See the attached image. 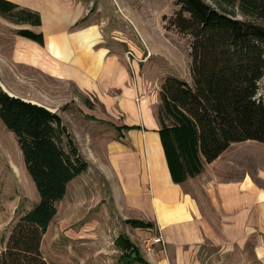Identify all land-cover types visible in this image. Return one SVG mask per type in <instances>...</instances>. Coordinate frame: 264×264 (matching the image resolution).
I'll use <instances>...</instances> for the list:
<instances>
[{
	"label": "crops",
	"instance_id": "1",
	"mask_svg": "<svg viewBox=\"0 0 264 264\" xmlns=\"http://www.w3.org/2000/svg\"><path fill=\"white\" fill-rule=\"evenodd\" d=\"M10 1L41 15V25L26 23L24 28L43 32L44 45L20 35L19 52L28 43L34 50L22 52L25 62L71 83L81 115L114 128L115 137L102 138L101 145L126 222L134 232H155L151 239L161 237L163 243L154 245L150 262L129 234L119 236L137 244L149 264H264V159L242 173L234 172L235 163L231 173L215 172L212 166L222 160L224 151L205 163L198 175L175 182L155 112L161 89L149 94L144 84L130 83L132 74L121 49H113L104 39L93 45L99 37L97 26L70 32L79 23L80 12H73L69 0ZM136 70L140 78V64ZM94 104L100 109L93 110ZM112 116L115 121L109 122ZM72 136L80 149L75 133ZM133 219L153 225L136 226L128 222ZM117 248L122 263L123 250Z\"/></svg>",
	"mask_w": 264,
	"mask_h": 264
},
{
	"label": "trees",
	"instance_id": "2",
	"mask_svg": "<svg viewBox=\"0 0 264 264\" xmlns=\"http://www.w3.org/2000/svg\"><path fill=\"white\" fill-rule=\"evenodd\" d=\"M214 2L177 0L179 8L169 20L191 37L192 83L168 76L160 91V134L177 183L201 173L205 163L215 161L232 143H264V0ZM0 15L24 24L42 22L39 12L10 0H0ZM17 33L45 43L43 32L22 28ZM0 119L15 134L40 196L4 238L0 264H49L42 243L57 203L89 163L57 112L1 86ZM115 243L123 250L122 263L149 264L126 235Z\"/></svg>",
	"mask_w": 264,
	"mask_h": 264
},
{
	"label": "rangeland",
	"instance_id": "3",
	"mask_svg": "<svg viewBox=\"0 0 264 264\" xmlns=\"http://www.w3.org/2000/svg\"><path fill=\"white\" fill-rule=\"evenodd\" d=\"M68 3L73 12H80L79 23L70 32L97 26L99 37L93 45L104 39L113 49H121L132 74L130 83L144 84L149 94L160 91L168 76L192 83L191 37L180 33L169 22L179 8L177 0H69ZM239 17L246 18L242 14ZM24 27L28 25L0 15V86L14 96L54 108L63 117L69 132L75 133L89 162L87 170L68 183L64 198L57 203V214L42 243L45 258L49 264H122L115 242L120 233H127L151 262L157 243L151 250L147 244L155 232H134V227L126 222L116 198L114 173L102 149L104 137H115L114 128L81 115L75 99L78 94L71 83L61 82L45 69L25 62L22 52L34 50L29 43L21 52L18 50L21 38L17 32ZM138 64L140 78L139 71H135ZM136 98L141 95L137 94ZM159 101L155 104L157 114L160 98ZM92 109L100 108L94 104ZM108 120L115 121V117ZM225 152L222 160L212 166L213 171L231 173L235 163L234 172L242 173L257 167L260 159H264V143L235 142ZM39 199L17 138L0 119V245L18 218Z\"/></svg>",
	"mask_w": 264,
	"mask_h": 264
},
{
	"label": "built area",
	"instance_id": "4",
	"mask_svg": "<svg viewBox=\"0 0 264 264\" xmlns=\"http://www.w3.org/2000/svg\"><path fill=\"white\" fill-rule=\"evenodd\" d=\"M129 53L132 54L131 51ZM162 242H163L162 238L158 237V238H153L152 240H148V244L147 245H148L149 249L151 250V247H152L153 244L162 243Z\"/></svg>",
	"mask_w": 264,
	"mask_h": 264
},
{
	"label": "water",
	"instance_id": "5",
	"mask_svg": "<svg viewBox=\"0 0 264 264\" xmlns=\"http://www.w3.org/2000/svg\"><path fill=\"white\" fill-rule=\"evenodd\" d=\"M10 94V93H9ZM12 95V94H11ZM14 96V95H13ZM35 103V102H34ZM38 104V103H37Z\"/></svg>",
	"mask_w": 264,
	"mask_h": 264
}]
</instances>
